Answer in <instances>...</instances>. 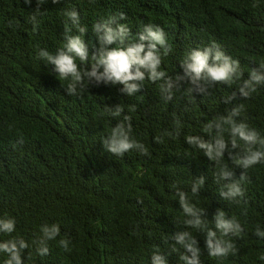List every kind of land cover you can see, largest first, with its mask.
<instances>
[{"label":"trees","instance_id":"1","mask_svg":"<svg viewBox=\"0 0 264 264\" xmlns=\"http://www.w3.org/2000/svg\"><path fill=\"white\" fill-rule=\"evenodd\" d=\"M36 7V0L30 7L23 0H0V216L15 217L13 235L30 245L41 224L58 223L57 240L69 239L71 252L50 241V254L39 257L33 250L29 264H151L154 246L167 252L172 242L165 244V237L183 230L176 188L190 194L191 183L201 175L205 186L193 202L208 211V219L222 208L245 228L243 238L234 240L238 254L222 261L207 255L202 234L192 229L202 247V264H264V239L254 235L257 225L264 229V164L248 170L246 204L224 201L214 183L215 165L184 139L189 134L208 138L202 124L230 107L223 98L237 84H217L208 95L194 93L191 103L184 94L186 82L173 89L169 103L148 81L132 97L122 95L120 85L103 84L68 96L67 82L38 57L40 48L55 52L63 46L66 9L79 11L90 48L97 43L92 25L123 12L133 36L148 23L165 30L173 52L164 57L162 69L173 78L182 74L179 61L188 50L213 41L240 61L247 78L264 62V0H49L33 33L29 17ZM118 103L132 116L133 135L150 156L130 151L117 157L104 150L101 137L118 122L104 106ZM234 103L245 104L242 118L264 134V86ZM131 105L135 112H128ZM173 112L180 137L154 143L174 128ZM225 159L239 176L242 169L227 161V153ZM8 238L0 234V241ZM179 254L172 253L168 264H181ZM4 258L0 254V264Z\"/></svg>","mask_w":264,"mask_h":264},{"label":"clouds","instance_id":"2","mask_svg":"<svg viewBox=\"0 0 264 264\" xmlns=\"http://www.w3.org/2000/svg\"><path fill=\"white\" fill-rule=\"evenodd\" d=\"M49 0H36L37 7L29 17L32 31L36 33L40 26L38 17L42 14L41 6ZM59 4L61 0H51ZM23 4L31 6L32 0H23ZM253 7H258L253 4ZM67 17L64 27V43L55 52L40 48L38 57L46 65L52 66V71L61 81H66L68 96H79L89 90L90 86L120 85L119 92L127 97L135 96L144 90L145 82L158 85L160 99L165 103L173 100V89L181 82L187 83L185 95L191 103L194 93L208 95L209 89L217 84L237 88L223 98L225 108L223 114L212 117L202 124V135H186L185 143L203 153L208 161L215 165L214 183L219 186L218 195L224 201L247 203L246 183L249 181L248 170L258 164H264V134L251 126L242 118L246 106L244 103H234L237 99L247 100L264 86V62L253 67L244 78L240 61L226 54L221 45L215 41L200 48H191L179 61L182 74L175 78L162 69L164 57L173 52L165 30L159 25L148 23L133 36L127 23L126 15L121 12L92 25V32L97 43L89 47L85 40L88 27L81 25L80 13L75 8L66 9ZM9 27L12 22L9 21ZM19 27V25H17ZM136 106L131 105L128 112H135ZM104 112L117 120L115 126L101 137L103 148L109 154L123 157L130 151H136L143 156H150L148 147L133 135L132 116L126 114L121 103L114 106H104ZM174 128L154 138V143H164V136L179 138L181 135L180 120L172 113ZM11 128V126H10ZM19 143H23L22 140ZM227 161L242 169L239 176L235 168ZM206 177L201 175L190 185V194L173 185L175 196L184 219L183 230L176 231L165 237L164 243L171 241L170 249L165 252L159 246H154L151 253V264H168V257L179 252L181 264H202V247L200 241L193 235L192 229L203 236V249L207 255L218 261L238 254L234 240L243 238L245 228L235 216H229L222 208H217L208 219V211L198 207L192 198L199 197L205 186ZM17 221L8 214L0 216V234L9 238L0 241V254L5 257L3 264H29L34 254L45 257L50 254L49 242L57 241L58 247L66 253L71 252L70 240L60 238L61 228L58 223H43L39 226V236L29 242L16 233ZM254 235L264 239V229L259 225ZM177 245L179 248H177ZM32 249V250H30ZM182 250V251H181ZM260 259L264 260V256Z\"/></svg>","mask_w":264,"mask_h":264}]
</instances>
